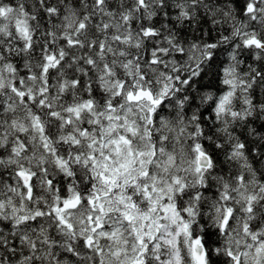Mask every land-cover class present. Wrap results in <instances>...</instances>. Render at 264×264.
Wrapping results in <instances>:
<instances>
[{"label":"snow or ice","instance_id":"snow-or-ice-1","mask_svg":"<svg viewBox=\"0 0 264 264\" xmlns=\"http://www.w3.org/2000/svg\"><path fill=\"white\" fill-rule=\"evenodd\" d=\"M0 264H264V0H0Z\"/></svg>","mask_w":264,"mask_h":264}]
</instances>
